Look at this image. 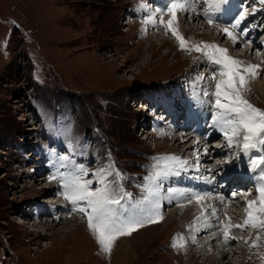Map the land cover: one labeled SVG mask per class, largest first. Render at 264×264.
Returning a JSON list of instances; mask_svg holds the SVG:
<instances>
[{
  "label": "rangeland",
  "instance_id": "rangeland-1",
  "mask_svg": "<svg viewBox=\"0 0 264 264\" xmlns=\"http://www.w3.org/2000/svg\"><path fill=\"white\" fill-rule=\"evenodd\" d=\"M157 1L151 0L153 5L149 4L156 9ZM201 2L196 4V11H191L197 17L205 11ZM229 2L227 9L238 16L247 10L245 18L240 21L241 28L239 25L240 29L236 27L241 31L235 32L243 31L240 34L244 36L252 31L259 36L258 40L264 39L262 0L250 5ZM141 3L145 1L0 0V264H123L122 253H138L133 264H184L182 255L174 254L171 246V240L177 234L176 223L164 230L162 219L155 223L146 222L131 235L121 236L116 240L110 255L100 251L88 225L86 229L74 231L73 224L62 228L54 222L52 226L50 223L46 225V230L39 228L41 232H37L29 224L20 222L22 219L30 224L35 221V214L29 212L31 207L34 208V200L39 199L40 203H44L43 200L50 197L40 187L52 184L51 179H38L45 177L42 175L44 170L38 171L40 168L35 165L43 167L44 163L36 159L33 152H46L53 164L60 160L61 174L56 173L55 176L61 178V184L71 178L76 168L83 166L88 171L84 179L93 180V188L100 187L93 174L99 169H108L112 175L107 179L115 181L113 186L121 185L124 192L131 194V197L121 200L122 207L117 206L118 210L134 212L138 211V202L147 194V187L157 183L146 179L153 174L154 165H158L162 172H169L175 165L174 162L157 161L154 158L176 156L177 153L169 143L166 144L165 138L154 136L157 124L153 119L158 120V125L168 121L162 118L163 113L155 114L149 127L146 125V132L141 135V123L146 121L143 117L146 114L140 109L141 98L148 99L152 105L164 104L168 114L178 109L175 104L177 99L182 102L184 99L183 105L188 107L191 102L197 109L200 101L205 100V109L214 108V113L218 111L214 105L215 86L221 79L220 66L201 52L182 50L179 41L159 26V15L156 17V26L144 23L147 9H141ZM221 13L216 14L209 9L207 16H213L214 21L211 26L223 25L226 15ZM127 15L128 18L130 15L133 17L128 20ZM164 15L169 16L167 13ZM180 16L183 32L179 33L190 46L214 43L224 48L227 35L223 37L224 33L217 26L211 29L215 32L211 34L208 28H199L201 21L198 24V19L194 26L199 28L197 31L200 35L192 37L190 15L181 13ZM231 24L233 22L228 25ZM234 29L231 27V30ZM161 31L165 35L162 40H166L163 45L157 37L151 38L154 33ZM208 35L212 37L206 42L205 36ZM247 35L244 40H247ZM233 44L231 47L235 48ZM259 45H253L254 52L247 54L248 59L256 63L264 59V46L259 49ZM245 48L243 45L234 49L233 53L239 55ZM228 55L233 57L229 52ZM256 55L259 56L257 60ZM175 61L179 62L171 65ZM257 83L264 86V73L261 75L258 72L256 79L249 78V90L243 95L253 106L264 110V99L253 88ZM194 97L199 98L197 104ZM178 118L183 119L181 115ZM182 123L180 120L181 126ZM214 128L209 131L212 137L215 135L213 133L220 132ZM223 136L215 139V144L227 145ZM194 140L186 143L189 142L190 146ZM220 140H224V143ZM214 142H209L208 147L211 148ZM229 150L237 153L240 149L233 147ZM257 151H263L264 154V146L252 152L259 153ZM226 152L219 158L223 165L230 161L228 155H232L231 151L228 154ZM211 153V157L214 156V152ZM253 153L248 157H254ZM58 154L60 158L69 159L61 160ZM213 158L216 159L215 156ZM228 167L236 169L235 165L224 169ZM35 169L41 173L37 175L38 180L34 179L35 172H30ZM117 172L122 175V179L116 176ZM160 186L167 190L173 184L169 187ZM51 197L53 199L54 196ZM249 199H256V191ZM54 200L68 202L60 196H55ZM80 206L85 205L81 202ZM21 211L25 215L20 214ZM73 212L78 211L70 210V213ZM163 212L168 216L169 207ZM177 217L176 222H179V215ZM81 218L84 219L83 216ZM39 219L43 221L44 217ZM151 225L161 236L149 244L153 241ZM248 228L232 229V234L245 239V230ZM256 228L259 229L257 233L244 243L250 245L246 256L235 255L232 263L235 264L238 259L242 261L241 264H264V228ZM66 234L68 236L65 239ZM257 236H260L258 247H252ZM44 243L48 244V250H45ZM196 259L197 264H202V258Z\"/></svg>",
  "mask_w": 264,
  "mask_h": 264
},
{
  "label": "bare ground",
  "instance_id": "bare-ground-1",
  "mask_svg": "<svg viewBox=\"0 0 264 264\" xmlns=\"http://www.w3.org/2000/svg\"><path fill=\"white\" fill-rule=\"evenodd\" d=\"M144 1H145L144 4L147 5V10L149 9L148 11L145 10V14H146L145 19L147 18L149 13L155 12L158 7L159 8H165V6L170 2V0H158L156 3L154 2L156 7H157L155 9L154 7H152L153 4H152L151 0H144ZM245 1H248V0H244V1L242 0V3H244ZM254 1H256V0H250L248 5H250V3H253ZM231 2H232V4L238 3V1H235V0H231ZM149 3H151L152 5H150ZM200 4H202V5L204 4L203 5L204 6L203 11L204 10L205 11L203 13L201 12L199 17H197V15L192 14V12H193L192 8L188 9L187 11H184V12H179L177 14L178 23L175 24V26H176V28H178V31L180 33L183 32L182 27H180V23H181V19H182L180 16L181 13L185 14V16H187L188 14L190 15L189 24L191 26L190 29H191V36L192 37H196V36L200 35V32L197 31L199 28H202L203 30H204V28H208V30H210L211 34H214L215 32H213L214 30H211L212 28L218 27L217 29H220V32H223V29L227 27L229 29V31L233 32V34L236 37V40L234 42L231 38H229L227 36L226 37L227 40L225 43L226 45L224 46V48L226 47V49H229V51H228L229 54L233 55V57L236 59L244 61L245 64L259 65V74L262 75L264 73V59L260 56L262 58V60L259 59L260 62L258 61L256 63V61L248 59L247 54H248V52H250L252 54L254 52V48H255V47H253V45L258 46L259 42L261 43V45H259V48L261 49L264 46V39L262 38V40H258V38H259L258 35L253 34L252 31H250V33H248L247 29H245L246 31L245 30L244 31L248 33V35L246 34L247 35V41H245L244 38L246 37V35L242 36L241 35L242 32H240L241 34L236 33V32L241 31L239 29L241 28L240 25H242V23L239 25L240 26V28L238 27L239 29L236 28L234 30H231V26H229L228 24L230 22L231 23L233 22V24H234L236 22V20L239 19V16L236 12L232 13L231 11H229V9H227V14H225V12H222L223 15H226L224 18L225 20H223V25H221L220 24L221 22H220L219 23L220 25L211 26L213 23L209 24L208 19H212L213 16L208 17L207 15H205V13H207L210 9L209 5H207L203 2H201ZM197 8L198 7L196 5V10H197ZM230 8H231V6H230ZM233 10L235 11V8ZM248 15H249V13H248ZM251 15H252V13H251ZM157 17H158V15H157ZM169 18H171V17L170 16L164 17V19L166 21H168ZM246 18H248V16ZM197 20H198V24L201 21V23H200L201 25L199 28L196 29L195 28L196 26H194V24H195V21H197ZM253 20H255V19H253ZM261 23H263V22H261ZM148 24H150V23H148ZM255 24H257V23H255ZM247 26H249V25H247ZM151 27H153V25H151ZM205 35H206V33H205ZM224 36H226L225 33L223 34V37ZM155 37H157L160 40L159 42L162 41V43H160L161 45L166 43L165 42L166 40H162L163 38H165V35H163L162 31L160 33L158 32L156 34L154 33V35H152L151 38H155ZM209 37H212V35L205 36L206 42H207V40L210 39ZM246 42H247V44H246ZM232 43L235 44V45L233 44L235 46V48L231 47ZM248 43H250V44H248ZM243 45H244V48L245 47L246 48L243 49L244 51L241 54L239 53V55H238L237 53L236 54L233 53L234 49L241 48ZM230 49H231V51H230ZM257 56L258 55H256V60L259 57V56L258 57ZM178 62L179 61H175L171 65H174L175 63H178ZM253 88H254L255 92H257L258 95L262 99H264V86L262 84L257 83ZM181 95L184 96L185 94L182 93ZM202 95H204V94H202ZM195 97H197V96H195ZM195 97L193 98V100L197 104L199 102L198 101L199 98L195 99ZM178 98H179V96H178ZM210 99H212V98H210ZM178 100L181 102V104H180V102L177 103ZM177 101H175V104H177L176 108H178V110L173 114L172 113L168 114L167 115L168 119L166 118V120H168V121H166V122L164 121L163 124L161 123L162 125H164V124L167 125L166 127L162 126V125H158V120H156V118L153 119V121H155V124H157L156 128H155L156 134L154 136L160 137L161 139H162V137L165 138L163 140L166 142V144L169 143L171 148H173L174 150L175 149L177 150L176 156L178 154H181L182 157H180L181 155L177 156V157H180L181 160H183V161H187V163L184 165L174 163L175 164L174 167L170 168L169 172L165 171V172H168L167 175H164V177L160 178V180H159L160 185H168V187H169L170 184L171 185L173 184L174 188H173V186H170V187H171V189L175 190V192L169 193V191H168L169 189L164 190V188L162 186H160L161 187L160 204L162 207L160 209V212H161L160 214H161V216L163 215L161 222L164 225V230L165 229L167 230L171 224L176 223L175 230L177 231V234L171 240V246L173 245L174 242H177V243L181 242L180 240H178V238L182 237L183 247H173L172 246V249H173L174 254L182 255L183 260H184V264H197L196 257H200L203 259L201 262L202 264H234V263H232L233 262L232 259L234 258L235 255L240 254L242 256H246L247 250L250 248V245H244V243L246 244V242L248 241L246 239H249L250 236H253L254 233L255 234L257 233L256 230L258 228H253V227L249 226V228L247 230H245V231H247L245 239L243 238V236L233 235L232 229H236V228H232L229 231L228 235L230 237H234L235 239H231V240H229V242L225 243L223 225H226L229 223H231V224L234 223V225L243 223V221L245 219L246 200H249V198L251 196L255 195V191H256V187H257L255 185L254 186L255 189L254 188L250 189V187L252 185H248V183L250 184L251 182H253V178H255L254 176H258L259 170H257L256 172H253L251 170V166H250L249 161H250V158H252V157L249 158L248 156H245L243 153L240 152V150L239 151L235 150L237 152V158L234 159L232 162L229 161L226 164L223 162L224 165L221 162H219L220 161L219 160L220 155L223 152L228 151V149L226 147L227 145H224V144H220L217 147L214 146L215 145L214 140L215 139L218 140L221 136H223V133L219 130V128L213 126V120L212 119H213V116L215 115V113H214L215 109L214 108L205 109V107H204L205 106V102H204L205 100L200 101V105L197 106L198 109L195 106L193 107L191 105L190 101H189L190 102L189 107L186 105H183L184 99H183V102L180 99H177ZM208 101H209V99H207V102ZM212 101H213V99H212ZM207 107L210 108L211 106L207 105ZM179 112H180V115L183 117V119H180L183 122L182 126H181V124H179V122H180V120H179L180 117L178 118V116H180ZM162 113L164 114L165 112L162 111ZM202 115L204 117H202ZM158 117L160 118V116L157 115V119H159ZM212 127L216 128L215 131L218 130L220 132L213 133V134H215L214 137H212L213 136L212 135V136H209L208 138L204 139L203 138L204 135L202 136V133L204 132L208 135V132L210 130H213V129H211ZM144 131L146 132V129H144ZM184 131H186V132H184ZM152 137H153V135H152ZM193 138L196 140H194V142H192L191 145L189 146V144H188L189 142L188 143H186V142L190 141ZM223 141H221V142H223ZM209 142H214V143H212L213 145L211 144V148H209L210 146L208 147V145H210V144H208ZM226 143L227 142L225 140V144ZM203 146H206V147H203ZM201 149H204V150L202 151ZM234 149H236V148H234ZM218 151H221V153L220 152L218 153ZM230 151H231V153H233L232 150H230ZM211 152H214V156L216 159L211 158V154H213ZM226 153L228 154V152H226ZM164 154L165 153L163 152L162 155H164ZM184 155H186V156H184ZM173 156H175V155H173ZM252 156L259 157V156H264V154L259 152V153L252 155ZM202 157H204V159H202ZM213 162H215V163H213ZM185 165H187V167ZM231 165H233V166L235 165L236 169L233 170V168L230 169V167H228L229 170H233L232 171L233 176L228 177V175L226 173H224V171H226L228 168L224 169V167L231 166ZM36 166H39V168H40L38 171L42 170V168H43V167H41L42 165H40V164L35 165V167ZM208 166H209V170L212 171V173L215 174V176L219 179L217 181V183H219V181L220 182L221 181L222 182H226V181L229 182L230 181V183H228V185L226 186L227 190H225L226 189L225 186L221 188L220 192L219 191H211V186L208 189V186L211 184V182L209 183L210 180L208 179V177L205 174V173L209 174L208 173L209 171L207 170ZM212 168H213V170H211ZM30 172H36V169H35V171L32 170ZM42 173H43V171H42ZM248 173L253 175V176L248 175ZM42 175L45 176V173H43ZM38 179L44 180L47 178L44 177V178H38ZM193 179H195V182H202V183L194 188V185L189 184V181H191ZM237 180H242L241 185H239V186H236V184L233 185V182H236ZM176 181L179 184H177ZM183 182H186L187 186H186V183L184 185ZM47 183H49V182H47ZM40 185H42V183H40ZM43 185L40 187V189L43 187ZM50 185L51 184H49V185L45 184L44 186L50 187ZM42 189H44L43 193H51V191L47 190L46 188H42ZM243 190H245L246 192L243 193ZM249 193H250V195H247ZM230 194H231V196L229 197ZM38 195H40V193ZM197 195L203 197V199L200 200L199 202L196 199ZM41 196H43V195H41ZM221 197H223V200H221ZM47 198H49V199L47 200ZM47 198L45 200H43L44 203H40L39 199H36L33 202L34 204H36L37 208H39V211L42 210V215H40L38 218L35 216L36 217L35 221H32L31 224L29 222L24 221L23 219L20 220V222L29 224L30 226H32L31 228L37 232H41V230L39 228H45L46 225H50V224H51V226L54 225L53 224L54 222H56L57 225L59 223V225H61L62 228H65L68 225L73 224V225H75V227L73 228L74 231H81V229H86V227L88 225L87 219H85L84 216H83L84 219H82L81 215H78V213H75V212L70 213L71 209H69V206H70V208H72L74 206L71 202L62 203L61 201H59V206L62 205V207H60L62 210L58 209V211H56V210L52 211V209L55 208L54 203L58 200H54L55 196L53 197V199L51 196L47 197ZM162 204H163V206H162ZM164 205H166L167 208L169 207L168 216H166V214H164V212H163L166 208ZM171 207L173 209H171ZM34 208H35V206H34ZM213 209H215V214H213ZM44 213H45V215H44ZM20 214L25 215V212L21 211ZM64 214H65V216H63ZM177 215H179V222H176V218H178ZM40 217L41 218L44 217V220L43 221L40 220L39 219ZM63 217L65 218V220L62 221V219H64ZM197 218H200V219H197ZM40 223H43V224H40ZM150 227H153V226L151 225ZM51 228H53V227H51ZM44 230H46V228ZM70 232L71 231H69V233ZM162 233H164V232H162ZM68 234H66L65 239L67 238ZM151 234L153 235V237H152L153 241L149 242V244L156 241V239H158L157 237L161 236V234H159L156 231L155 227H153V229L151 230ZM235 234H237V233H235ZM43 245L45 246V250H48V244L44 243ZM45 250H43V251H45ZM122 255H124L123 257L121 256V262H123V264H133V260L135 259L136 256H138V253L134 254V255L133 254L125 255L122 253ZM228 255H231V256L228 257ZM241 262L242 261L239 262L238 259H236L235 264L236 263L241 264Z\"/></svg>",
  "mask_w": 264,
  "mask_h": 264
},
{
  "label": "snow or ice",
  "instance_id": "snow-or-ice-1",
  "mask_svg": "<svg viewBox=\"0 0 264 264\" xmlns=\"http://www.w3.org/2000/svg\"><path fill=\"white\" fill-rule=\"evenodd\" d=\"M199 2L200 0H170L165 8L158 7L155 12L149 13L144 23H151L156 26V17L159 15V26L164 27L179 41L182 50L201 52L208 60L220 66L219 75L221 79L217 81L215 86L216 100L214 105L218 111L213 116V126L219 128L223 133L229 148L239 147L241 153L249 156L252 150L264 146V110L253 106L243 95L245 91L249 90V78H257L259 65L245 64L244 61L228 55L226 48H221L216 44L203 43L202 45L190 46L187 43L179 33L178 28L174 27L178 23L177 14L187 11L188 8L196 11V4ZM203 3L209 5L210 10L214 13H221L227 11L229 0H203ZM140 8L147 9V5L141 3ZM165 13L171 17L168 21L163 19ZM246 14V9L240 12L239 19L231 27L233 29L238 27ZM208 23H213V20L208 19ZM223 32L235 42V35L227 27L223 29ZM60 159L68 160L69 157H61ZM154 159L180 165L187 163L177 156ZM249 162L253 172L259 170L256 199L246 200L245 219L242 224L232 225L229 223L223 225L225 243L235 239L228 235L232 228L243 229L249 226L264 228V156L252 157ZM154 169L153 174L146 179L157 181V183L147 187V194L138 202L140 205L138 211L134 212H129L127 209L118 210L117 206H121V200L125 197H131V194L124 192L121 185L113 186L115 181L107 179L109 175H112L108 169H99L93 174L97 177L96 182L99 183L100 187L93 188V180L84 179L88 175V171L83 166L76 168L71 178L65 180L63 195L75 206V211L87 216L88 228L94 235L101 252L110 255L116 240L121 236L131 235L139 227H143L146 222L155 223L162 219L160 216L161 187L158 181L167 173L160 171L158 165H154ZM116 176L122 179L120 173L117 172ZM51 179H56V177H51ZM168 191L169 193L175 192L174 189ZM196 199L199 202L203 197L197 195ZM81 202L85 206H80ZM213 214H215V209H213ZM178 240L181 242H174L173 247H183L182 237H179ZM259 240L260 236H257L256 241H253L251 246L258 247L257 241Z\"/></svg>",
  "mask_w": 264,
  "mask_h": 264
}]
</instances>
